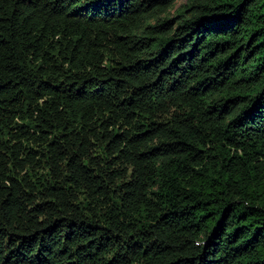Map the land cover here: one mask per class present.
I'll return each instance as SVG.
<instances>
[{
	"label": "trees",
	"instance_id": "1",
	"mask_svg": "<svg viewBox=\"0 0 264 264\" xmlns=\"http://www.w3.org/2000/svg\"><path fill=\"white\" fill-rule=\"evenodd\" d=\"M0 0V264H264V0Z\"/></svg>",
	"mask_w": 264,
	"mask_h": 264
},
{
	"label": "rangeland",
	"instance_id": "2",
	"mask_svg": "<svg viewBox=\"0 0 264 264\" xmlns=\"http://www.w3.org/2000/svg\"><path fill=\"white\" fill-rule=\"evenodd\" d=\"M185 2H186V0H176L173 8L170 11L171 12L170 13L171 14L170 17H174L176 15L175 11L177 9H179L180 6H182L183 4H185Z\"/></svg>",
	"mask_w": 264,
	"mask_h": 264
}]
</instances>
